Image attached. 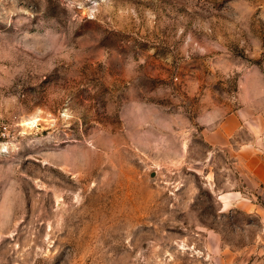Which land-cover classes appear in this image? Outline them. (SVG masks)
<instances>
[{
    "label": "rangeland",
    "instance_id": "1",
    "mask_svg": "<svg viewBox=\"0 0 264 264\" xmlns=\"http://www.w3.org/2000/svg\"><path fill=\"white\" fill-rule=\"evenodd\" d=\"M252 101L264 0H0V264H264Z\"/></svg>",
    "mask_w": 264,
    "mask_h": 264
},
{
    "label": "crops",
    "instance_id": "2",
    "mask_svg": "<svg viewBox=\"0 0 264 264\" xmlns=\"http://www.w3.org/2000/svg\"><path fill=\"white\" fill-rule=\"evenodd\" d=\"M243 105L227 115L215 131H210L206 140L212 146H223L230 143L232 137L240 129H245L250 135L247 142L237 144V158L242 174L250 182V196L240 195L236 205L247 214L264 215V117L250 115L249 107ZM248 264V263H244Z\"/></svg>",
    "mask_w": 264,
    "mask_h": 264
},
{
    "label": "built area",
    "instance_id": "3",
    "mask_svg": "<svg viewBox=\"0 0 264 264\" xmlns=\"http://www.w3.org/2000/svg\"><path fill=\"white\" fill-rule=\"evenodd\" d=\"M8 128H9V125H4V123L0 119V146L3 145L2 142H3L4 138L8 136L7 135ZM2 147H4V146H2ZM0 150H2V148H0Z\"/></svg>",
    "mask_w": 264,
    "mask_h": 264
},
{
    "label": "bare ground",
    "instance_id": "4",
    "mask_svg": "<svg viewBox=\"0 0 264 264\" xmlns=\"http://www.w3.org/2000/svg\"><path fill=\"white\" fill-rule=\"evenodd\" d=\"M39 121H40V119H38V118H31L29 121L23 123V125L27 126L30 129H32V128H34V127L39 125ZM5 150H6V148H4L3 151L5 152Z\"/></svg>",
    "mask_w": 264,
    "mask_h": 264
}]
</instances>
